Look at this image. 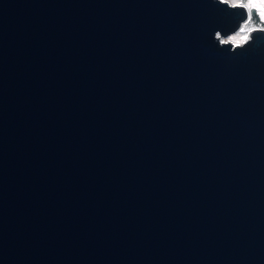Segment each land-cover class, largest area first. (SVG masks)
<instances>
[{"label": "water", "instance_id": "1", "mask_svg": "<svg viewBox=\"0 0 264 264\" xmlns=\"http://www.w3.org/2000/svg\"><path fill=\"white\" fill-rule=\"evenodd\" d=\"M261 29L220 0H0V264H264Z\"/></svg>", "mask_w": 264, "mask_h": 264}, {"label": "snow or ice", "instance_id": "2", "mask_svg": "<svg viewBox=\"0 0 264 264\" xmlns=\"http://www.w3.org/2000/svg\"><path fill=\"white\" fill-rule=\"evenodd\" d=\"M221 3H228L229 0H220ZM232 7H241L247 10L249 20H254L259 13V17L264 16V0H248L244 3L243 0H233ZM253 9H256L254 11Z\"/></svg>", "mask_w": 264, "mask_h": 264}, {"label": "rangeland", "instance_id": "3", "mask_svg": "<svg viewBox=\"0 0 264 264\" xmlns=\"http://www.w3.org/2000/svg\"><path fill=\"white\" fill-rule=\"evenodd\" d=\"M247 2H248V0H245V3H247ZM229 3L232 4L233 0H229ZM257 4H258V0H257ZM258 15H259V13H258ZM217 37H218V35H217ZM244 37H245L244 32L239 30V31H235V32H233V33H231L225 37L219 38V40H222V41L229 40L233 44H236V43H241L244 40Z\"/></svg>", "mask_w": 264, "mask_h": 264}, {"label": "clouds", "instance_id": "4", "mask_svg": "<svg viewBox=\"0 0 264 264\" xmlns=\"http://www.w3.org/2000/svg\"><path fill=\"white\" fill-rule=\"evenodd\" d=\"M260 19H261V20H264V16H261ZM246 31L249 32V33H251V32H255V31H257V29H255V28H253V27H248V28L246 29ZM261 31H264V29H261ZM244 39L247 40L248 37L245 36Z\"/></svg>", "mask_w": 264, "mask_h": 264}, {"label": "flooded vegetation", "instance_id": "5", "mask_svg": "<svg viewBox=\"0 0 264 264\" xmlns=\"http://www.w3.org/2000/svg\"><path fill=\"white\" fill-rule=\"evenodd\" d=\"M244 3H245V1H244ZM260 18V17H259ZM237 31H239V30H237ZM244 34H245V32H244Z\"/></svg>", "mask_w": 264, "mask_h": 264}]
</instances>
